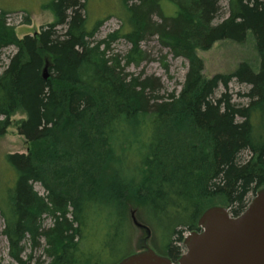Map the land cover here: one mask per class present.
<instances>
[{
	"label": "trees",
	"instance_id": "obj_1",
	"mask_svg": "<svg viewBox=\"0 0 264 264\" xmlns=\"http://www.w3.org/2000/svg\"><path fill=\"white\" fill-rule=\"evenodd\" d=\"M122 4L130 30L123 25L96 45L103 21L88 27L85 0H54L45 8L55 21L22 39L0 14V50L16 49L0 74V137L21 113L25 119L16 129L28 145L26 154L5 157L15 181L0 209L2 234L15 264H31V257L22 259L25 245L33 250L40 240L49 261L34 264H106L121 238L127 204H133L129 215L145 210L147 224L137 218L151 234L160 233L167 254L177 259L183 233L199 231L207 209L225 207L238 217L249 196L264 188V0H227V17L218 24V0ZM165 5L172 14H165ZM22 25H30L28 17ZM248 33L259 58L256 72L242 62L228 75L204 78L196 51L222 41L243 44ZM154 37L188 64L180 92L165 100L155 95L158 80L126 72L148 61L141 44ZM117 38L129 51L107 57ZM232 81L249 87L241 95L246 104L227 94ZM220 87L224 93L215 98ZM125 128L148 129L141 133L146 140L131 141L143 150L131 172L122 161ZM35 184L45 195L34 191ZM101 212L109 228L97 248L89 237ZM44 217L51 218L47 229Z\"/></svg>",
	"mask_w": 264,
	"mask_h": 264
},
{
	"label": "rangeland",
	"instance_id": "obj_2",
	"mask_svg": "<svg viewBox=\"0 0 264 264\" xmlns=\"http://www.w3.org/2000/svg\"><path fill=\"white\" fill-rule=\"evenodd\" d=\"M53 1L54 0H0V14H6L4 18L5 26L7 28H14L16 37L18 39H22L25 36H33L35 33H39L41 27L50 25L55 21L52 11L45 8ZM218 1L221 11L220 16H218L215 21V24L220 23L227 17V0ZM85 2L88 15V27L91 28L96 22L103 21L101 28L92 40V45L102 43L108 35L123 29L122 26L126 23L125 9L123 8L122 0H85ZM164 10L167 15H170L173 12V9L166 5L164 6ZM24 17L29 18L30 25H22ZM124 27H126L127 30H130L128 25H124ZM100 49L102 51L103 46L100 47ZM129 49L130 45L128 43H126L123 39H118L111 42L109 51L107 52V57H123ZM141 49L146 53L148 61L141 64L138 68L130 67L126 70V72L133 77L140 76L142 79L154 78L158 80L159 88L155 95H159L162 100L167 99L170 94L178 95L185 80L188 68L187 61L182 58L172 57L166 49L159 45L158 40L155 37L142 43ZM15 52L16 49L12 45L3 47L0 50V74L5 70L9 59L15 54ZM196 55L203 62L202 74L204 78L207 79L219 74L228 75L232 73L242 62L251 65L250 67L254 70V72H256L259 65V58L250 33L247 34L246 41L243 44H235L228 41L217 42L207 51L197 50ZM46 74L49 76L48 72H46ZM248 89V86L240 85L236 81H232L228 86L227 94L232 95L233 102L235 104L244 105L247 103V100L243 99L241 95L246 94ZM222 93H224V90L220 87L218 91L215 92V98H218ZM24 119L25 116L23 114H15L10 119L11 126L6 130V133L0 137V209L7 200V190L12 188L15 181V173L5 162V157L9 154H26L28 151V145L25 140L18 135L16 129L18 122ZM144 130V128H140V130L125 128L121 133V140L125 142L123 149L128 145V148H125L122 154L123 166L128 172L134 171L137 167H139L140 159L143 154V150L141 148L142 145L139 146V144H133L131 141H135L138 138L141 139V141L146 140V136L144 138L142 136L146 132L141 134ZM119 146L120 144L117 148L118 150H121ZM246 156L247 154L244 153L242 158L245 159L247 158ZM34 191L41 196L45 195L43 188H41L38 184L34 185ZM254 196L255 195L253 194L249 196V203ZM128 205L133 204H127L124 219L122 218L123 226H121V230L118 231L121 238L117 244L114 245L115 251L113 252L112 257L107 258L105 262L106 264H113L123 257L136 252L139 249V246H141L142 238H145L144 233L131 224L130 215L127 211ZM144 211L145 210L143 208H139V213H136L135 217H140V219L147 224L148 220ZM102 212L99 213V216L96 219V222L98 223L97 228L95 225H91L95 226L94 228L89 227L90 230L91 228L92 230L96 229V231L92 233L94 238L89 237V239L93 246L97 248L105 241L106 233L108 232L107 229L109 228L105 225L108 220V218H106L107 215ZM114 218L115 217L113 216L110 218L108 225H110L112 220L114 222ZM138 218L137 220L143 224ZM51 224V218H43V228L47 229L51 226ZM3 228L4 221L1 217L0 211L1 264H15L8 256V243L2 234ZM152 231L151 238L148 241L150 248L156 254L158 252L159 254H165V256H167L164 242L160 239V233L155 230ZM189 234L190 232L187 230L183 233L182 237L184 238ZM170 241L172 243L171 245L174 246V241ZM39 244L40 245L33 250L30 249L28 244L25 245L24 253L22 254L23 261L31 257V264H34L35 262L48 263L49 259L44 257V240H40ZM180 245L182 247V255L184 254L185 249L183 247V243Z\"/></svg>",
	"mask_w": 264,
	"mask_h": 264
},
{
	"label": "water",
	"instance_id": "obj_3",
	"mask_svg": "<svg viewBox=\"0 0 264 264\" xmlns=\"http://www.w3.org/2000/svg\"><path fill=\"white\" fill-rule=\"evenodd\" d=\"M46 72L47 64L42 71L44 80ZM135 216L136 211L131 210V224L145 238L136 252L117 264H174L149 247L151 232ZM198 228L184 238L185 252L175 264H264V188L238 217L224 207L207 209L198 220Z\"/></svg>",
	"mask_w": 264,
	"mask_h": 264
},
{
	"label": "flooded vegetation",
	"instance_id": "obj_4",
	"mask_svg": "<svg viewBox=\"0 0 264 264\" xmlns=\"http://www.w3.org/2000/svg\"><path fill=\"white\" fill-rule=\"evenodd\" d=\"M166 257H168V258L170 259V261L173 262L174 264L177 263V261H178V258H177V259H176L175 257L171 258V257L169 256V254H167Z\"/></svg>",
	"mask_w": 264,
	"mask_h": 264
}]
</instances>
